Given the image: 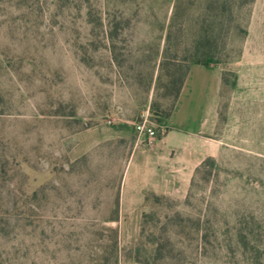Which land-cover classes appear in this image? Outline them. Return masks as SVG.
Returning <instances> with one entry per match:
<instances>
[{
	"label": "rangeland",
	"instance_id": "374dc122",
	"mask_svg": "<svg viewBox=\"0 0 264 264\" xmlns=\"http://www.w3.org/2000/svg\"><path fill=\"white\" fill-rule=\"evenodd\" d=\"M213 2L0 0V264H264V0Z\"/></svg>",
	"mask_w": 264,
	"mask_h": 264
},
{
	"label": "crops",
	"instance_id": "0c3cea01",
	"mask_svg": "<svg viewBox=\"0 0 264 264\" xmlns=\"http://www.w3.org/2000/svg\"><path fill=\"white\" fill-rule=\"evenodd\" d=\"M187 81L184 84L179 99H181L185 92L188 83ZM179 103L180 100H178V104L174 110L175 114L170 118L172 126L162 138V150H211L206 145V137L200 136V134L203 133V131H200V126H195V122L193 120H189L188 118L175 119L179 110Z\"/></svg>",
	"mask_w": 264,
	"mask_h": 264
},
{
	"label": "trees",
	"instance_id": "16d2710c",
	"mask_svg": "<svg viewBox=\"0 0 264 264\" xmlns=\"http://www.w3.org/2000/svg\"><path fill=\"white\" fill-rule=\"evenodd\" d=\"M214 4H217L218 5V0H215V2H213ZM213 9V6L211 7ZM210 8V9H211ZM218 17V16H217ZM221 29H223L222 27H220V25L218 24H213L211 25V30L210 31H214V30H220L222 31ZM215 39V38H214ZM213 41H216L217 40V37L216 39ZM212 42V40H207V41H201L200 44H202V48H195L194 47V44H191L188 48H187V52H188V56H186V58L184 59V61H190L189 64H187L186 66L182 65V63L180 64H174V72H173V76L171 78V82L170 84H173L174 86V99L177 101L181 92H182V89L184 87V84L186 82V79L188 77V74L190 73V70H191V63H198V64H202V65H205V66H208L210 65V62L211 61H214L216 60L217 58V55L216 54H219V52H213V53H210V54H205L204 52V47L210 45V43ZM213 48H215V51H216V46L213 44L212 45ZM201 49H202V55H203V60H195V58L197 57V55H199L201 53Z\"/></svg>",
	"mask_w": 264,
	"mask_h": 264
},
{
	"label": "built area",
	"instance_id": "2783aa9c",
	"mask_svg": "<svg viewBox=\"0 0 264 264\" xmlns=\"http://www.w3.org/2000/svg\"><path fill=\"white\" fill-rule=\"evenodd\" d=\"M138 129L142 132H146L149 136L154 137L156 135V131L151 127L146 126L145 124H139Z\"/></svg>",
	"mask_w": 264,
	"mask_h": 264
}]
</instances>
